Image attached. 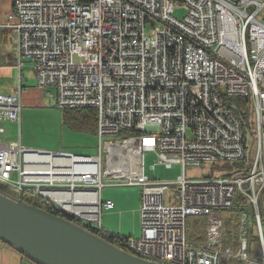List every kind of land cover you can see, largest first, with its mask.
I'll return each instance as SVG.
<instances>
[{
	"label": "built area",
	"instance_id": "obj_1",
	"mask_svg": "<svg viewBox=\"0 0 264 264\" xmlns=\"http://www.w3.org/2000/svg\"><path fill=\"white\" fill-rule=\"evenodd\" d=\"M179 7L182 18L173 15ZM263 9L264 0H11L4 26L16 39L18 68L28 59L36 85L54 89L57 107L95 108L98 145L83 155L28 147L20 137L0 141V190L40 197L104 232L100 213L114 203L101 190L138 186L140 235L104 232L134 256L157 264H264ZM24 93L22 76L11 93L0 92V136L2 122L17 123L19 133ZM117 136V147L102 148L103 137ZM145 152L165 167L180 165L181 174L172 182L147 177ZM205 162L241 165L218 177L185 176L186 166ZM236 197L256 221L251 254L244 210L234 215V236H224L218 211ZM199 218L203 241L192 231Z\"/></svg>",
	"mask_w": 264,
	"mask_h": 264
},
{
	"label": "rangeland",
	"instance_id": "obj_2",
	"mask_svg": "<svg viewBox=\"0 0 264 264\" xmlns=\"http://www.w3.org/2000/svg\"><path fill=\"white\" fill-rule=\"evenodd\" d=\"M173 15L177 18H182L185 15V10L182 7L176 8ZM260 15H264V9L260 12ZM22 63L20 72L14 70L16 82L18 83L19 76H22L23 86L27 87L26 93L22 97L21 127L18 133L17 123H4L6 132L0 136V141H16L20 137L22 144L28 147L63 150L83 155L95 154L98 145L96 135L72 128L64 123L63 114L65 110L57 107L54 99V89L52 87H38L36 85V73L30 67L29 60L22 58ZM47 92H50L53 97L46 95ZM249 128L252 132L250 140L253 142L249 160V165H251L253 154L256 150L255 121L252 107L249 110ZM119 141L120 136L103 137L101 146L102 148L117 147ZM156 161L157 157L152 152H145L142 155L141 169L147 177L155 178L158 181L172 182L181 174L180 165L174 164L170 167H165L163 164L156 163ZM152 164H155L153 169L150 168ZM240 165L241 162L234 164L205 162L199 167L186 166L184 174L187 178L218 177L233 166L239 167ZM100 196L103 200L107 197L114 198L117 203L114 216L110 218L111 224L109 226L112 230L107 233L124 238L138 237L141 231L140 188L138 186H108L101 190ZM258 206L261 228L264 233V189L259 196ZM240 208L243 209L229 208L221 209L218 212L224 219H228L234 217L239 211L244 210L248 214L252 236L255 237L257 234L256 221L250 213V208L242 205H240ZM250 244L252 247L255 246L253 241ZM239 264H243V262Z\"/></svg>",
	"mask_w": 264,
	"mask_h": 264
},
{
	"label": "water",
	"instance_id": "obj_3",
	"mask_svg": "<svg viewBox=\"0 0 264 264\" xmlns=\"http://www.w3.org/2000/svg\"><path fill=\"white\" fill-rule=\"evenodd\" d=\"M0 240L34 264H157L2 190Z\"/></svg>",
	"mask_w": 264,
	"mask_h": 264
},
{
	"label": "trees",
	"instance_id": "obj_4",
	"mask_svg": "<svg viewBox=\"0 0 264 264\" xmlns=\"http://www.w3.org/2000/svg\"><path fill=\"white\" fill-rule=\"evenodd\" d=\"M236 101L240 104L247 105V101H244L241 99H236ZM64 110H65V112L63 114V122L64 123L68 124L72 128L95 134V129H96V110H95V108H93V107L71 108V109L65 108ZM23 200L25 203H27L29 205L38 207V208L43 209V210H45L49 213H52L54 215L69 219V220L73 221L74 223L84 227L85 229L90 230L91 232L99 235L100 237H102L103 239L112 243L113 245L124 249V245H123L121 240L116 239L112 236H109L102 231L92 230L91 228H89L86 225H84L83 223H81L79 220L71 218V217L63 214L59 209L55 208L47 200H44V199L37 197V196H27V195L23 196ZM241 204L245 205L244 200L241 197H236L232 203L231 209H238V210L243 209V208H240ZM250 213L252 215L251 210H250ZM191 219H193V217L189 218L187 220V228L188 229L190 227L189 221ZM194 220H198L199 222H201V224H198L196 221V223L192 226V231L195 235H199L198 240L203 241L204 240V231L202 229L203 218L194 219ZM234 222H236V216H234L232 218L224 219V236H225L226 241H229L234 236L233 235V232H234L233 223ZM192 236L193 235L191 233H188L189 239ZM251 241H253L256 245L258 242V236L257 235L255 237L252 236V228L249 226V222H248L247 243H248V247H249L248 251L250 254L252 253V250L250 249V248H252V245L250 244ZM0 242H2V241L0 240ZM2 243H4V242H2ZM4 244H6V243H4Z\"/></svg>",
	"mask_w": 264,
	"mask_h": 264
},
{
	"label": "crops",
	"instance_id": "obj_5",
	"mask_svg": "<svg viewBox=\"0 0 264 264\" xmlns=\"http://www.w3.org/2000/svg\"><path fill=\"white\" fill-rule=\"evenodd\" d=\"M11 10V0H0V92L11 93L16 87L15 72L20 69L16 60V39L4 24L6 17ZM27 88V87H26ZM4 123L2 125L5 127ZM15 123V122H14ZM18 127V125H17ZM21 127V121H20ZM6 129V127H5ZM114 203V207L109 210H102L100 214L101 228L105 232H110V218L114 216L117 203L114 198L107 197ZM113 232V231H112ZM0 264H34L27 260L19 252L10 246L0 242Z\"/></svg>",
	"mask_w": 264,
	"mask_h": 264
},
{
	"label": "bare ground",
	"instance_id": "obj_6",
	"mask_svg": "<svg viewBox=\"0 0 264 264\" xmlns=\"http://www.w3.org/2000/svg\"><path fill=\"white\" fill-rule=\"evenodd\" d=\"M124 250H126L127 252L131 253L133 255V252L132 251H128L127 248H124ZM145 260H148V261H152L153 262V258H145Z\"/></svg>",
	"mask_w": 264,
	"mask_h": 264
}]
</instances>
